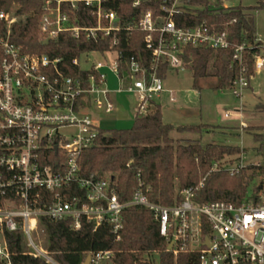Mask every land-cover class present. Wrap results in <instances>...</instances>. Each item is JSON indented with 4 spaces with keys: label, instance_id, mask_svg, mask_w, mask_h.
Returning a JSON list of instances; mask_svg holds the SVG:
<instances>
[{
    "label": "built area",
    "instance_id": "2783aa9c",
    "mask_svg": "<svg viewBox=\"0 0 264 264\" xmlns=\"http://www.w3.org/2000/svg\"><path fill=\"white\" fill-rule=\"evenodd\" d=\"M69 3L73 11L83 8V17L62 11ZM192 0H58L55 7L48 2L40 23V39L44 44L56 41L60 34L70 33L74 39L100 44L110 39L104 51L82 55L105 58L108 62L93 61L86 79L66 76L60 69L61 59L48 55L29 54L11 41L12 26L20 17L0 13L6 24L0 34V165L8 173L1 183L2 195L10 194L0 208V257L8 259L3 234L21 230L30 251L55 264L45 251L39 249L33 232L42 219L53 222L71 221L79 230L83 222L95 228L108 224L120 239L123 229V211L129 207L150 210L160 225V232L168 246L173 244L174 258L189 253L183 264H264V172L256 177L255 188L239 203L215 201L199 205L194 201L195 191L186 190L182 200L173 206L152 202L139 188L127 202H121L111 184V177L85 176L81 161L83 153L96 146L100 127L85 111L94 106L111 114L115 110L111 95L132 94L137 97L135 116H149L155 102L165 91L159 71L163 65L184 71L191 63L185 57L187 48H207L216 51L231 50V68L237 69L232 90L238 97L250 87L246 59L249 46L233 44L227 31L203 19L193 26H180L176 18L196 20L201 7H193ZM209 7L230 9L234 0H209ZM128 6L145 11L137 19L129 15L128 25L113 8ZM188 17V18H186ZM82 19L94 20V25H83ZM184 22V21H182ZM138 30L145 34L144 44L152 58H127L118 50L120 35L130 38ZM259 40H257L258 42ZM264 47V45H263ZM81 55V56H82ZM189 60V62H187ZM255 73L264 70V55H257ZM108 73L118 84L110 89ZM88 83V87H85ZM175 101V98H171ZM231 114H227L229 117ZM242 129H246L244 123ZM261 164L257 165L260 166ZM235 174L244 168L215 163ZM203 186L200 183L199 189ZM111 251L90 256V264H113Z\"/></svg>",
    "mask_w": 264,
    "mask_h": 264
},
{
    "label": "trees",
    "instance_id": "16d2710c",
    "mask_svg": "<svg viewBox=\"0 0 264 264\" xmlns=\"http://www.w3.org/2000/svg\"><path fill=\"white\" fill-rule=\"evenodd\" d=\"M58 0H0V13L13 12L22 18L12 26L11 41L29 54L48 55L52 59H61V71L66 76L86 79L88 72L73 64L75 58L83 53L104 51L110 45V39L100 44L77 40L70 33H62L56 41L43 44L40 39V23L44 8L50 2L55 7ZM209 0H192L193 7H201L196 20L177 17L180 26H193L203 19L215 24L221 31H227L233 44L246 43L249 46L246 67L249 75H255V59L264 55L262 42L258 41L255 29V13L264 11V0H258L255 6L238 4L230 9L217 6L209 7ZM123 18L124 25L129 24V15L138 19L145 11L132 5L113 7ZM62 11L73 19L78 14L83 17V8L77 13L69 3L62 4ZM188 18V17H186ZM81 19V18H80ZM83 25H94V20L82 19ZM184 21V22H182ZM6 24L0 21V34L4 35ZM145 34L134 30L130 38L120 35L118 50L124 53L123 64L134 54L137 59L152 58V52L144 44ZM1 54V46H0ZM185 57L191 59L190 67L194 78V88L201 78H215L216 90L231 89L237 69L231 68L232 49L213 50L207 48H187ZM126 66V65H125ZM168 66L159 71L164 80ZM88 87V83H85ZM264 109V107H263ZM211 126L185 125L174 126L163 121L161 106L155 103L154 112L149 116H135L129 129H100L96 146L83 153L81 168L85 176L98 178L111 177V184L121 202L129 201L134 192L142 188L152 202L164 206H173L182 200L186 190L195 191L194 201L203 206L215 201L239 203L246 194L249 183L264 172V127H252L249 131L258 143L256 150L262 155L260 166L248 165L235 174L221 167L213 170L215 163L235 165L240 162L245 149L237 146L206 144L200 139L183 137L201 135ZM174 134L180 137H175ZM182 135V136H181ZM1 156V152H0ZM8 173L0 165V208L10 198L2 195L1 183ZM200 183L203 186L199 189ZM123 229L120 239L112 232V227L104 224L95 228L93 224L83 222L81 229L74 230L71 221L53 222L42 219L38 225L47 236L45 252L55 264H85L87 258L101 251H111L113 264H183L189 253H181L174 258L168 250V243L161 235L160 225L153 213L141 207H129L123 211ZM3 242L8 259L0 257V264H51L44 258L34 255L21 230L4 232Z\"/></svg>",
    "mask_w": 264,
    "mask_h": 264
},
{
    "label": "rangeland",
    "instance_id": "374dc122",
    "mask_svg": "<svg viewBox=\"0 0 264 264\" xmlns=\"http://www.w3.org/2000/svg\"><path fill=\"white\" fill-rule=\"evenodd\" d=\"M243 6H255L258 0H234ZM256 31L258 38L264 43V11L255 13ZM116 55L109 54L106 60H114ZM97 54L92 56L82 55L79 58L80 66L88 69L93 61H106ZM109 88H118L116 79L108 73ZM194 88V78L190 67L184 71L170 69L164 79L165 91L161 94L160 103L163 121L174 126L208 124V132L201 135H184L200 139L202 145L219 144L237 146L245 149L240 162L243 166L262 164V155L256 150L258 143L249 131L252 127H264V70L252 77L250 87L238 97L232 89L216 90L215 78H201ZM175 97L176 101L171 98ZM115 110L106 114L94 106L89 107L84 113L92 122L102 129H129L133 125L137 106V97L132 94L111 95ZM227 114H231L226 117ZM244 123L246 129L241 128ZM175 137H180L174 134ZM182 136V135H181ZM240 162H236L239 164ZM256 177L249 183L248 191L255 188ZM33 237L39 249L45 251L47 236L41 228L33 232ZM155 264H159V257L155 256Z\"/></svg>",
    "mask_w": 264,
    "mask_h": 264
},
{
    "label": "crops",
    "instance_id": "0c3cea01",
    "mask_svg": "<svg viewBox=\"0 0 264 264\" xmlns=\"http://www.w3.org/2000/svg\"><path fill=\"white\" fill-rule=\"evenodd\" d=\"M238 4H240V3H236V5H238ZM242 5V4H241ZM255 29H256V23H255ZM256 34H257V38H258V33H257V31H256ZM258 40H259V38H258ZM260 42H262L261 40H259ZM262 44L264 45V43L262 42ZM260 72H262V71H260ZM257 73H259V72H256L255 73V75L257 74ZM254 75V76H255ZM173 98H175V97H173ZM160 99V98H159ZM175 101H176V98H175ZM174 101V102H175ZM156 104H158V105H160V103H158V100H156V102H155ZM161 106V105H160ZM162 109V108H161ZM264 110V109H263ZM134 115H135V113H134ZM134 120V119H133ZM205 125H208V124H205ZM210 126V125H209Z\"/></svg>",
    "mask_w": 264,
    "mask_h": 264
},
{
    "label": "water",
    "instance_id": "95a60500",
    "mask_svg": "<svg viewBox=\"0 0 264 264\" xmlns=\"http://www.w3.org/2000/svg\"><path fill=\"white\" fill-rule=\"evenodd\" d=\"M45 45H46V43H44ZM187 62H189V60H187ZM172 247H173V244H170L169 246H168V250H172ZM85 264H90V257H88L87 258V261H86V263Z\"/></svg>",
    "mask_w": 264,
    "mask_h": 264
}]
</instances>
